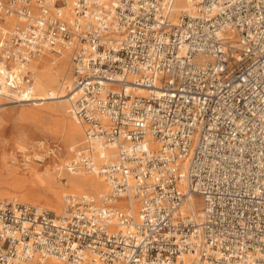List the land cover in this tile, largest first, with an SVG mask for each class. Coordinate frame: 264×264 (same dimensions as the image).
Listing matches in <instances>:
<instances>
[{
	"label": "built area",
	"instance_id": "obj_1",
	"mask_svg": "<svg viewBox=\"0 0 264 264\" xmlns=\"http://www.w3.org/2000/svg\"><path fill=\"white\" fill-rule=\"evenodd\" d=\"M177 1L0 0V97L68 51L86 125L68 171L110 187L60 215L0 200V264H264V0Z\"/></svg>",
	"mask_w": 264,
	"mask_h": 264
},
{
	"label": "bare ground",
	"instance_id": "obj_2",
	"mask_svg": "<svg viewBox=\"0 0 264 264\" xmlns=\"http://www.w3.org/2000/svg\"><path fill=\"white\" fill-rule=\"evenodd\" d=\"M185 8L183 0H178L176 4L177 13ZM9 24L13 23L10 19L7 20ZM14 75L19 85L18 91H21L25 99H20V103L14 107L19 106H32L37 104L48 103L50 106L44 108L23 110L19 113V116L26 120H35L36 126L42 125L44 120H48L50 117H57L62 123V132L60 134L56 133L53 127L42 126L41 131L50 133L54 136H60L63 139L65 146L67 147V155L69 156L70 150L73 145L79 142V139L83 136L85 132L86 125L80 120L76 115L71 113V95L70 89L73 88V74H72V63L70 61V56L68 51L62 52V55H56L50 51H47L36 58H34L28 70L31 71V85L29 87V93H25V86L22 81V75L25 74V69L21 66H14ZM3 73V74H1ZM0 78H4V63L0 59ZM5 82V81H4ZM73 90V89H72ZM139 94L147 95L148 91L140 90ZM21 95H18L20 97ZM10 104L6 102L4 98L0 97V107ZM79 119V120H78ZM29 129V128H28ZM19 133L18 137L14 140L12 150L13 158L12 161H18L15 154L18 151L24 154V166L25 176L32 174L33 164H31L32 159L43 161V155H40L34 149L47 150L46 143L40 141L36 145L26 146L31 144L29 141L33 137H37L39 132L36 129L30 128ZM82 140V139H81ZM30 148L33 150H30ZM48 154H54L56 160L52 165V172L47 171L46 174L50 175L51 185L49 187V199L42 203L40 199L34 198L28 195L35 194V190L29 192L28 194L22 195L21 198L30 203L38 206H44L49 210L55 211L56 215H60L64 209V197L69 192L72 194H90L94 196H100L108 194L110 192V187L106 183L105 178L101 175L95 173H90L86 171L70 172L68 171V164L72 158H62L61 149L57 150L56 147L49 149ZM57 153V154H56ZM71 153V152H70ZM32 155V156H31ZM34 161V160H33ZM56 176L61 180H65V186H61V183L56 180ZM29 179L26 177L18 178L14 181L16 188H21ZM45 190V189H44ZM46 193L48 191H45ZM1 200H5L6 193H0ZM12 200H17L13 197ZM22 202V201H20ZM25 203V202H24ZM124 201H118V204L123 206ZM62 205V208H61ZM187 208L193 211H199L202 208V204L198 202L197 196H191L189 202L186 204ZM133 208L136 214H138V204L133 201ZM185 264H192L194 260L191 257H184ZM28 264H36V261H32ZM42 264H65L57 257H50L42 262Z\"/></svg>",
	"mask_w": 264,
	"mask_h": 264
},
{
	"label": "rangeland",
	"instance_id": "obj_3",
	"mask_svg": "<svg viewBox=\"0 0 264 264\" xmlns=\"http://www.w3.org/2000/svg\"><path fill=\"white\" fill-rule=\"evenodd\" d=\"M184 4V0H183ZM52 104V103H51ZM51 104L43 103L37 104L32 106H19L14 107L13 104H7L3 107H0V193H6L5 200H12L13 197L17 198L19 201L28 203L24 201L21 196L28 194L31 191H36L35 194H31L28 196L36 197L41 200L42 203H45L49 197V187L51 185V178L49 174H46L47 171L52 172V165L56 160L54 154H48V150L54 147L59 150L61 149L62 158H72L73 154L70 150L69 156L67 155V147L63 142V138L60 136H54L50 133L41 131L42 126L53 127L56 133L60 134L62 132V123L59 118L57 117H50L48 120H44L42 125L36 126L35 120H26L19 116V113L23 110H30V109H37V108H44L46 106H50ZM17 105V104H16ZM79 120V119H78ZM36 129L38 130L39 134L37 137L31 138L29 141L31 144L28 146H33L43 141L46 143L47 150H40L34 149L40 155H43L44 160H36L32 159L31 164H33L34 172L25 176L28 171L25 170L24 166V154L21 151H18L15 154L18 161H12L13 158V142L18 137L19 133L25 131L27 129ZM28 129V130H29ZM82 139V140H81ZM85 139V132L83 136L79 139V142L76 143L77 145H82ZM75 145H73L74 147ZM30 150H32L30 148ZM33 151V150H32ZM57 154V153H56ZM32 156V155H31ZM34 160V161H33ZM24 162V163H23ZM21 177H27L29 181H27L21 188H16L13 184L14 181ZM56 180L61 183V186H65V180H61L59 177L56 176ZM45 189V190H44ZM45 191H48L47 193ZM68 193H71L67 190ZM198 197V202L202 204V199ZM2 198L0 197V200ZM30 204V203H29ZM35 205V204H34ZM44 207V206H43ZM62 208V205H61ZM52 211V210H51ZM55 212V211H53ZM66 264V263H65Z\"/></svg>",
	"mask_w": 264,
	"mask_h": 264
}]
</instances>
